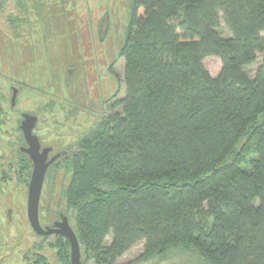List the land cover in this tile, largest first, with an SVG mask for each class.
Instances as JSON below:
<instances>
[{"label":"trees","instance_id":"16d2710c","mask_svg":"<svg viewBox=\"0 0 264 264\" xmlns=\"http://www.w3.org/2000/svg\"><path fill=\"white\" fill-rule=\"evenodd\" d=\"M120 57L125 95L60 158L81 255L264 264V0H133Z\"/></svg>","mask_w":264,"mask_h":264},{"label":"rangeland","instance_id":"374dc122","mask_svg":"<svg viewBox=\"0 0 264 264\" xmlns=\"http://www.w3.org/2000/svg\"><path fill=\"white\" fill-rule=\"evenodd\" d=\"M132 6L133 0H0V122H4L0 123V264H65L67 258L70 262L67 239L37 234L28 219L33 165L19 155L26 147L22 115L39 118L35 134L42 147L54 149L52 156L74 151L109 114L111 102L125 95V60L120 51L128 37ZM219 31L224 38L231 36L224 20ZM259 63L248 67L251 77ZM204 64L213 77L222 69L217 57ZM13 88L20 90L14 108ZM66 158L48 170L40 222L51 226L64 212L79 235L77 212L69 208L65 196L72 179ZM143 253L142 242L117 264H208L191 249L149 259H141ZM81 260L95 264L83 247Z\"/></svg>","mask_w":264,"mask_h":264},{"label":"water","instance_id":"95a60500","mask_svg":"<svg viewBox=\"0 0 264 264\" xmlns=\"http://www.w3.org/2000/svg\"><path fill=\"white\" fill-rule=\"evenodd\" d=\"M19 94L20 90L13 88L11 98L12 108L15 107ZM22 118L20 129L22 130L24 140L27 144L22 150L29 156L33 163V173L29 183L27 202L29 222L39 235L51 236L55 234L65 237L70 244L71 264H82L80 243L75 230L70 224L69 217L62 216V220L56 223L55 228H44L40 222V203L48 170L66 153H59L50 158L49 156L53 149L51 147H42L39 137L34 132L39 118L29 113L23 114Z\"/></svg>","mask_w":264,"mask_h":264},{"label":"flooded vegetation","instance_id":"af4514ba","mask_svg":"<svg viewBox=\"0 0 264 264\" xmlns=\"http://www.w3.org/2000/svg\"><path fill=\"white\" fill-rule=\"evenodd\" d=\"M111 68H113V66H111ZM111 68L109 69V70H111ZM112 71V70H111ZM112 97H109L108 99H105V101L103 102V103H107V102H109L110 101V99H111ZM114 101L115 100H113L112 102H111V104H110V107L109 108H111V106L113 105V103H114ZM93 105V104H92ZM104 105H106V104H104ZM111 110V109H110ZM110 112V111H109ZM35 132V131H34ZM40 139V138H39ZM41 141V140H40ZM52 148V147H51ZM53 149V148H52ZM53 151H54V149L52 150V152L50 153V158H52V157H54L55 155H57V154H59V153H63V152H65V153H68L69 152V150H64V151H61V152H58L57 154H55L54 156H52V154H53ZM60 159V158H59ZM33 164V163H32ZM28 191H29V187H28ZM27 202H28V197H27ZM11 216H10V218L8 219L9 221H12V219H13V212L11 211ZM62 216H65V213L64 212H60L59 213V215H58V218L57 219H55L54 221H53V223H52V225L51 226H49V225H45V226H43L42 224V226L44 227V228H46V227H51V228H55V226H56V223H59L61 220H62ZM32 227V226H31ZM33 229V228H32ZM34 230V229H33ZM35 231V230H34ZM36 232V231H35ZM55 235V234H54ZM43 236H45V235H43ZM52 236V235H51ZM55 236H58V237H63V236H60V235H55ZM63 238H65V237H63ZM29 254L30 253H27V254H24V256H23V260L24 261H26V259L29 257ZM70 264H71V256H70Z\"/></svg>","mask_w":264,"mask_h":264}]
</instances>
